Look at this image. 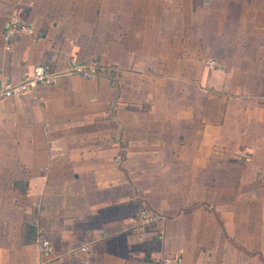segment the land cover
<instances>
[{
	"label": "crops",
	"instance_id": "1",
	"mask_svg": "<svg viewBox=\"0 0 264 264\" xmlns=\"http://www.w3.org/2000/svg\"><path fill=\"white\" fill-rule=\"evenodd\" d=\"M73 58L0 99V264H264V0H0V84Z\"/></svg>",
	"mask_w": 264,
	"mask_h": 264
},
{
	"label": "built area",
	"instance_id": "2",
	"mask_svg": "<svg viewBox=\"0 0 264 264\" xmlns=\"http://www.w3.org/2000/svg\"><path fill=\"white\" fill-rule=\"evenodd\" d=\"M21 35L41 36L32 24L13 19L4 34L6 49L12 50L14 39ZM211 64L214 65L215 62ZM65 73L92 80L99 77H113L117 74V70L103 65L97 60L83 62L75 58L70 60L64 72H52L45 65H37L34 67L32 74L25 76L20 82L0 84V99H18L26 93H35L41 87H48L56 84ZM137 219L142 224L151 226L159 220V217L154 212L146 209L137 213ZM38 243L44 253L52 254L54 252L52 242L47 239L42 232L39 234ZM87 249V247L82 248L83 251H87ZM162 264H183V257L182 255L166 257Z\"/></svg>",
	"mask_w": 264,
	"mask_h": 264
}]
</instances>
